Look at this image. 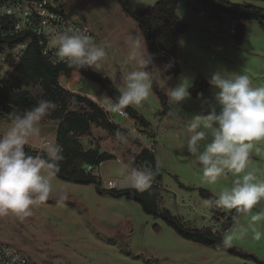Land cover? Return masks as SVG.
<instances>
[{"label":"rangeland","instance_id":"374dc122","mask_svg":"<svg viewBox=\"0 0 264 264\" xmlns=\"http://www.w3.org/2000/svg\"><path fill=\"white\" fill-rule=\"evenodd\" d=\"M128 1L136 9L144 10L158 0ZM227 1L264 8V0ZM65 4L71 20L86 23L91 28L93 25L103 30L104 26L110 27V37L105 43L107 55L101 67L88 69L108 77L122 89L127 74L137 67L136 62L128 59L132 52H128L126 37L135 22L113 0H67ZM176 14L187 26L177 40L181 72L168 79L164 65L158 63L153 66V75L166 96L167 87H174L182 78L191 81L190 95L179 105V111L167 96L169 112L161 116L160 102L151 91L141 105H130L150 123L145 131L135 123L134 126L128 123V117L112 113L115 121H120L121 127L129 133L126 144L116 142L115 132L92 124L90 136L80 139L82 147L98 146L113 156L92 171L101 181L102 192L98 193L94 184L70 183L54 176L50 198L33 205L31 215L0 217V241L13 246L36 264H264V237L259 241L252 239L250 216L240 213L231 220L230 227L222 231L231 210L220 209L222 212L217 213L206 207V199L199 195L198 191L203 189L215 197L231 185L233 174L221 176L216 184L207 183L195 156L185 147L190 135L187 119L206 114L208 107L215 104V89L208 83L212 72L225 70L230 76L247 74L254 86H264V32L255 22H246L243 38L236 41L231 32L232 23L226 17L213 15L194 0H178ZM117 23L121 25L117 27ZM103 30L99 33H104ZM93 41L99 43L97 37H93ZM137 42L134 37L131 48L139 59L144 47L146 52L147 49L145 45L140 49ZM7 71L5 66L0 68V79ZM60 84L62 87L71 85L73 91H69L89 99L88 95H94L101 101L100 97L104 96L97 83L76 73L61 78ZM31 92L39 96L36 86L31 87ZM124 119L127 121L122 122ZM10 122L0 115V134ZM39 127L41 137L32 138L27 145L33 150H40L44 139L55 142L56 122L43 119ZM151 134L153 136H149ZM143 148L154 150L162 171L159 208L169 211L186 227L212 230L221 240L234 234L231 246L253 258H241L185 240L161 218L145 213L137 202L111 195L105 187L109 180L117 183V189L131 188L124 184L122 169L130 170L132 161ZM247 170H254L258 179L264 180V141L255 143ZM259 211H264V200L252 209V214ZM256 227L264 231V220ZM244 228H248L247 234Z\"/></svg>","mask_w":264,"mask_h":264},{"label":"clouds","instance_id":"9594fccd","mask_svg":"<svg viewBox=\"0 0 264 264\" xmlns=\"http://www.w3.org/2000/svg\"><path fill=\"white\" fill-rule=\"evenodd\" d=\"M53 43L58 58L78 69L98 70L107 55L108 45H97L87 30L58 32ZM128 59L136 62L137 67L127 74L123 88L118 89L119 95L115 98L105 95L100 97V103L95 102L102 103L106 111L121 116L126 115V107L141 105L153 87V76L148 71L153 59L145 47L139 59L135 50ZM171 66L168 63L163 70L167 71ZM208 83L215 89V104L208 107L206 114L187 119L190 135L185 147L189 154L195 156L207 183L216 184L221 176L233 174L231 185L215 197L206 199L204 204L208 208L235 209L238 213L248 214L252 239L259 241L264 237V231L256 225L264 220V211L252 214V209L264 200V180H259L254 170L246 169L255 143L264 141V86H254L247 74L230 76L225 70L212 72ZM190 87L188 78H182L174 87H167V96L178 111L179 105L189 97ZM56 107L53 101L41 99L34 107L16 112L6 131L0 134V217L10 214L29 216L33 205L50 198L51 178L60 170L63 149L46 139L36 155L29 154L25 146L32 138L41 137L40 122ZM114 136L117 143L128 142V134L124 132L117 130ZM155 175L148 166L122 169L125 186L142 192L151 189ZM108 186L118 187L115 182ZM247 232L248 228H244V233ZM234 238L235 235L230 233L221 243L230 247ZM0 252L10 257V264H23L22 258L11 249H0Z\"/></svg>","mask_w":264,"mask_h":264},{"label":"trees","instance_id":"16d2710c","mask_svg":"<svg viewBox=\"0 0 264 264\" xmlns=\"http://www.w3.org/2000/svg\"><path fill=\"white\" fill-rule=\"evenodd\" d=\"M126 16L131 18L142 34L147 53L152 57V66L148 71L153 76L152 91L158 98L161 106V116L169 112L168 98L158 88L154 75L153 66L162 63L164 66L171 63L166 71L168 77H177L180 72V64L177 58V40L186 30L187 26L182 23L176 14L178 0H158L148 9L138 10L128 0H113ZM195 3L204 9L209 10L213 15L224 16L236 26L235 40L243 38L244 23L255 22L264 32V8L255 5H240L227 0H194ZM79 74L81 77L97 83L104 94L115 98L119 95L118 87L102 74L88 68L78 69L68 64L54 66L45 57L41 50L32 43L27 48L26 54L21 62L16 65L7 76L0 79V115L12 120L16 112H23L34 107L41 99L53 101L57 107L44 119L56 122L55 143L63 149V159L59 162V172L56 178L76 184H94L98 193H101L100 179L92 174L94 168L100 164L112 160L113 156L106 151H101L98 146L84 149L80 139L90 136L91 125L94 124L108 132L117 130L129 134L120 124L110 121L104 109L91 99L66 90L60 84V79L69 77L72 74ZM39 89V96L31 92V87ZM77 106L79 109H75ZM126 116L132 119L138 127L145 131L150 125L138 112L128 106L124 109ZM153 136V134L149 135ZM25 150L32 155L39 153L27 145ZM152 168L156 175L153 184L148 191H138L134 188L108 189L107 191L118 198H126L137 202L142 210L153 217L161 218L181 238L197 243L201 246L213 248L217 251H225L241 258H253L243 253L234 246L225 247L221 238L212 230H199L186 227L180 220L158 205L159 190L161 189L162 171L157 164L154 150L143 148L140 154L132 161L131 166H146ZM91 166L92 170L86 168ZM181 187H184L179 183ZM186 189H190L184 187ZM199 195L208 199L214 197L209 192L200 189ZM217 213L220 209L213 207ZM240 213L235 209L230 212V217L222 228L226 231L231 220Z\"/></svg>","mask_w":264,"mask_h":264},{"label":"built area","instance_id":"2783aa9c","mask_svg":"<svg viewBox=\"0 0 264 264\" xmlns=\"http://www.w3.org/2000/svg\"><path fill=\"white\" fill-rule=\"evenodd\" d=\"M68 29L87 30L93 40V30L83 22L71 20L58 0H0V68L5 66L8 68L7 72H10L21 62L32 43L40 48L42 56L52 65L67 64L58 58L53 38L56 33ZM235 30L236 26L232 24L231 32L234 33ZM100 106L102 107V103ZM104 111L110 121L115 122L112 113ZM86 169L92 170L91 166ZM110 182L115 181H107L105 187L114 189L108 186ZM5 248L18 254L23 264H36L13 246L0 241V249ZM0 264H10V257L3 252H0Z\"/></svg>","mask_w":264,"mask_h":264},{"label":"crops","instance_id":"0c3cea01","mask_svg":"<svg viewBox=\"0 0 264 264\" xmlns=\"http://www.w3.org/2000/svg\"><path fill=\"white\" fill-rule=\"evenodd\" d=\"M60 2L64 5H61L63 8L64 7H66L65 5V3H67V0H60ZM64 10H65V12H66V14L67 15H69L68 14V10L66 9V8H64ZM74 19V18H73ZM121 25V23H117V27H119ZM104 26V25H103ZM109 27V26H108ZM92 29H93V31H94V37H97L98 38V40H99V43H96L97 45H100V46H103V45H105V43L107 42V40H108V36H109V33H110V27L109 28H107V27H105L104 26V30L102 29V28H100L101 30H103V32L104 33H99V28H97V26H95V25H93L92 26ZM110 37V36H109ZM126 37H127V40H128V44H129V48H128V52L130 53V52H132L133 50H132V44H131V41H132V39L135 37V39H136V37H137V39H138V46L140 47V49H142L143 47H144V43H143V38H142V34H141V32H140V30L138 29V27H137V25H135L134 27H132V29H131V31L126 35ZM130 49H131V51H130ZM123 50H124V48H123ZM66 88L68 89V90H71V91H73L72 89H70L71 88V85H67L66 86ZM101 92H102V94L105 96V94H104V92L101 90ZM82 95H87V94H83V93H81ZM90 98H91V100L92 101H94V102H97V103H100L101 101L100 100H98V98L96 97V96H94V95H88ZM123 118H125V117H123ZM127 120L126 119H124L122 122H126ZM116 123H118V124H120V125H122L121 124V122L119 121H115ZM128 123H130L132 126H134L133 125V123H134V121L132 120V119H128ZM126 128H128V126L126 127ZM45 137V136H44ZM43 137V138H44Z\"/></svg>","mask_w":264,"mask_h":264},{"label":"water","instance_id":"95a60500","mask_svg":"<svg viewBox=\"0 0 264 264\" xmlns=\"http://www.w3.org/2000/svg\"><path fill=\"white\" fill-rule=\"evenodd\" d=\"M146 166H148V165H146Z\"/></svg>","mask_w":264,"mask_h":264}]
</instances>
